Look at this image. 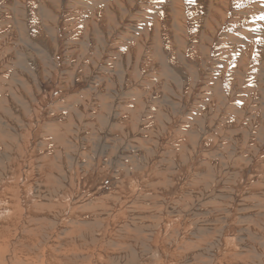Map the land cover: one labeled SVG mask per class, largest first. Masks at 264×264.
<instances>
[{"label": "rangeland", "instance_id": "obj_1", "mask_svg": "<svg viewBox=\"0 0 264 264\" xmlns=\"http://www.w3.org/2000/svg\"><path fill=\"white\" fill-rule=\"evenodd\" d=\"M0 214V264H264V0H0Z\"/></svg>", "mask_w": 264, "mask_h": 264}, {"label": "bare ground", "instance_id": "obj_2", "mask_svg": "<svg viewBox=\"0 0 264 264\" xmlns=\"http://www.w3.org/2000/svg\"><path fill=\"white\" fill-rule=\"evenodd\" d=\"M48 11V10H47ZM56 67V66H55ZM30 141V140H29ZM17 152V151H16ZM4 169V168H3ZM6 195V194H5ZM50 195H51V193H50ZM41 199V198H40ZM7 200V199H6ZM3 202H5V201H3ZM44 202V201H43ZM46 203V202H45ZM12 204V203H11ZM3 206H4V203H3ZM6 207V206H5ZM11 207V206H10ZM6 209V208H5ZM21 209V208H20ZM60 209H63V208H60ZM7 210V209H6ZM10 210V209H9ZM59 210V209H58ZM60 212V211H59ZM17 213V212H16ZM30 213V212H29ZM29 213H28V215H29ZM5 214V213H4ZM10 214V211L8 212V215ZM60 214V213H59ZM62 214V213H61ZM1 215V214H0ZM33 215V214H32ZM44 215V214H43ZM11 216V215H10ZM27 216V215H26ZM41 216V215H40ZM52 216V215H51ZM55 216V215H54ZM53 217V216H52ZM61 217V216H60ZM10 218H12V217H10ZM31 218V217H30ZM34 218V217H33ZM39 218V217H38ZM59 218V217H58ZM58 218H55V219H58ZM5 219V218H4ZM11 220V219H10ZM36 221V220H35ZM15 222V220H13L12 221V224ZM26 222V221H25ZM37 222V221H36ZM111 222V221H110ZM107 223V222H106ZM29 225V224H28ZM59 226V225H58ZM11 227H12V225H11ZM125 227V226H124ZM59 228V227H58ZM139 228V227H138ZM5 229H8V228H5ZM13 230H14V228H12ZM49 229V228H48ZM142 229V228H141ZM9 230V229H8ZM19 230H21V228L19 229ZM15 231V230H14ZM24 231V230H23ZM30 231V230H29ZM2 232V231H1ZM144 232V231H143ZM16 233V232H15ZM13 234H14V232H13ZM18 235H20V239H22L23 238V234H16V239H18ZM89 235V234H88ZM7 236V235H6ZM1 238H2V236H0ZM84 238V237H83ZM88 238V237H87ZM177 238V237H176ZM76 239V238H75ZM51 240V239H50ZM50 240H48V241H50ZM81 240V239H80ZM18 241H20V240H17L16 242H18ZM2 242V241H1ZM69 242V241H68ZM98 242V241H97ZM118 242V241H117ZM42 243H44V242H42ZM2 244H3V242H2ZM17 245V244H16ZM26 245H28V242H27V244ZM81 245V244H80ZM98 245V244H97ZM29 249L30 248H33L34 247V244H33V242H30L29 243ZM42 246V245H41ZM26 246H25V244H24V242L23 241H20L19 242V246L17 245L15 248L17 249V250H19V249H22V248H25ZM37 247V246H36ZM48 247V246H47ZM51 247V246H50ZM1 248V247H0ZM6 248V247H5ZM12 248V247H11ZM46 248V247H45ZM8 249V248H7ZM23 250H26V249H23ZM28 253H30L29 251H28ZM151 253H152V251H151ZM155 253V252H154ZM15 254V253H14ZM14 254H13V256H14ZM24 254H26V253H24ZM21 256V255H20ZM104 256V255H103ZM147 256V255H146ZM22 257V256H21ZM31 258L33 257V255L32 256H30ZM115 257V256H114ZM143 257V256H142ZM159 257V256H158ZM158 257H156V258H158ZM45 258V257H44ZM154 258V257H153ZM36 259V258H35ZM38 259V258H37ZM117 259V258H116ZM118 260V259H117ZM150 260V259H149ZM113 261V260H112ZM141 261V260H140ZM122 262V261H121ZM34 263V262H33ZM36 263H37V260H36ZM118 263V262H117ZM113 264H114V261H113Z\"/></svg>", "mask_w": 264, "mask_h": 264}]
</instances>
